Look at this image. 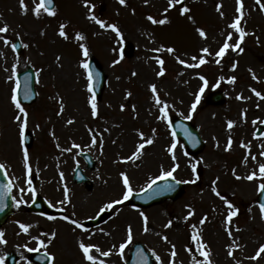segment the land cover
Wrapping results in <instances>:
<instances>
[{"label": "rangeland", "instance_id": "374dc122", "mask_svg": "<svg viewBox=\"0 0 264 264\" xmlns=\"http://www.w3.org/2000/svg\"><path fill=\"white\" fill-rule=\"evenodd\" d=\"M25 2L29 9L34 6L33 0ZM183 2L190 11L182 16L179 11L182 5L164 12L168 0H148V3L126 0L124 5L119 0H89L87 6L84 0H56L55 16L42 13L37 18L31 11L22 13L19 0H0V26L9 25V31L0 36L11 41L18 38L22 47V52L16 54L11 45L6 46L0 40V53H3L0 55V163L5 165L15 201L13 215L0 227L6 241L0 243V257L18 244H26L29 234L20 227L22 223L36 224L39 220L23 206L29 200L32 191L27 190L31 187L34 192L41 190L51 197L52 215L40 218L39 228L28 227L29 231L39 232L46 240L44 249L54 258L51 264H89L79 249L80 242L97 245L104 251L112 249L109 257H100L94 250L93 254L105 264H122L135 240L155 251L163 264L173 259L170 255L172 245L177 252L175 264H193V258L203 264V257L191 239L194 232L208 245L212 264H236L237 260L241 264L264 263V254L257 260L249 259L264 244V219L256 205L259 185L264 183L259 177V165L264 164L261 155L264 133L257 137L253 135L256 126L264 124V99L252 91L255 89L264 96V11L260 10L256 0H242L240 27L247 35L240 47L244 51H233L230 47L223 57H216L215 53L229 32L232 33L230 44L239 39V33L230 28L239 15L236 0ZM218 4L221 5L219 11ZM149 15L156 19L166 18L168 22L153 24L147 19ZM91 16L104 21L106 26L101 28ZM61 23L66 25L68 39L58 34ZM108 24L117 25L121 35L117 36L107 28ZM197 28L205 31L206 38L198 34ZM77 32L85 37L83 41L75 39ZM127 42L134 47V53L123 56L120 49ZM80 43L88 48L87 57L83 56ZM25 44L28 47H23ZM168 47L175 51L168 53ZM204 47L209 49L210 55L201 52ZM93 55L107 75L103 93L96 100L98 115L95 118L91 115L89 98L92 94L88 91L87 71L81 67V62ZM201 55L207 63L200 67L189 68L177 60L179 57L194 64L198 59L193 61L192 57ZM156 57L165 62L163 76H157L161 66ZM114 60L120 62L113 64ZM13 64L16 65L15 72L31 65L36 73L38 97L32 104L22 105L28 113L25 130L33 137L27 147L31 174L24 167L19 122L15 120L18 113L10 100L14 82L7 77L12 75ZM201 76L208 81L206 87ZM233 76L235 82L229 83ZM153 84L160 99L169 105V117L187 116L197 94L201 95L191 119L205 143L198 155H186L182 145L176 143V161H173L167 151L172 144L168 121L157 119L162 105L155 104L150 88ZM201 87H204L202 94ZM218 90L223 91L224 101L219 105L208 104L206 96ZM238 95L243 98L237 99ZM121 105L125 106L123 110ZM69 120L73 122L69 124ZM229 120L234 122L231 129L227 126ZM140 133L153 143L145 146L139 159L126 161L124 158L131 156L136 146L143 142ZM93 136L97 139L96 144L92 143ZM229 137L232 145L226 150ZM242 143L248 147H242ZM80 151L90 153L96 163L95 169L88 172L93 183L88 190L73 183L71 178L74 164L83 163L78 156ZM174 163L179 164L173 174L175 178L189 181L185 183L181 198L144 210L124 201L109 210L110 215L101 226L87 232L63 219L68 216L70 220L80 222L95 217L105 204L121 199L124 191L121 172L129 177L133 192H139L152 178L160 175L162 168L169 170ZM192 164H196L195 174ZM253 172L257 173V178L247 180ZM26 178H30V186ZM213 181H216L220 196L212 191ZM21 198L24 202L17 207ZM225 200L233 205V209L227 207ZM231 210H236L238 215L226 224ZM141 211L148 217L147 232ZM189 211L193 215L185 220ZM205 217L207 219L201 224ZM169 220L172 225L165 228ZM129 225L132 242L125 247L121 257L119 245L127 239ZM165 235L168 242L162 239ZM233 240L239 248L233 245ZM230 247L232 257L228 256ZM18 249L22 248L19 246ZM18 264H24V259Z\"/></svg>", "mask_w": 264, "mask_h": 264}, {"label": "snow or ice", "instance_id": "6c2138e0", "mask_svg": "<svg viewBox=\"0 0 264 264\" xmlns=\"http://www.w3.org/2000/svg\"><path fill=\"white\" fill-rule=\"evenodd\" d=\"M126 2V0H119V3L121 5H124ZM85 5L87 6L89 3V0H84ZM145 3H148V0H145ZM19 4H20V9L22 11V13L27 14L28 11H31L33 13L34 16H36L37 18H39L41 16V14H47L48 16H55L56 15V11H55V6L53 5V0H39V2L37 3L36 0H33V7L31 9H29L28 5L26 4L25 0H19ZM236 12L239 14L235 17L234 21L230 24V28L234 29L235 32L239 33V39L235 42V44H230L229 41L232 40V33L229 32L223 45L219 48V50L215 53L216 57H223L226 53V51L231 47L233 51H236L237 49H239L240 52H243L244 49L242 47H240V44L242 43L244 37L247 35V33L244 31L243 28L240 27V23L241 20L243 19V2L242 0H236ZM256 4L259 5L260 10L264 11V3L261 2V0H256ZM176 5H182L179 8L180 14L183 16L186 13H188L190 11V9L187 7V5L184 4L183 0H168V7L164 9V12L167 13L170 9L174 8ZM221 8V5H217V10L219 11ZM91 11V8L89 9ZM223 16V12L220 13ZM93 20H96V22L100 25L101 28H104L106 25L104 23V21L102 20H98L95 16H91L90 17ZM147 19L153 23V24H165L167 23V19H156L153 16L149 15L147 17ZM189 20L192 19L191 16L188 17ZM107 28H110L112 31L116 32L117 36H120V30L117 27V25L115 24H108ZM66 25L61 23L59 25V36L63 37L64 39H68V33L66 32ZM9 31V25L7 23H5L3 26H0V34H4L7 33ZM196 31L198 32V34L202 37V38H206V33L203 29L201 28H197ZM75 39L78 41H83L85 39V37L80 34L79 32L76 33L75 35ZM0 40H3V43L7 46V45H11L12 50L15 52L16 50V44L13 43L11 40H9L7 37L5 36H0ZM23 47H28L27 44L23 45ZM79 48L82 51V54L84 57H87L89 55V50L88 48L85 46L84 43H80L79 44ZM157 51L162 50L161 49H156ZM175 51L174 48L172 47H168L167 48V52L168 53H173ZM201 52L204 54H209V49L207 47H204L201 49ZM0 55H3V53H0ZM123 57L121 56V59ZM60 57H57V60H59ZM198 59V63H194V64H188L186 63L184 60L180 59L179 57H177V60L180 64L185 65L186 67L192 68V67H200L201 65L207 63V61L205 60L204 56L201 55L199 58L196 56L192 57L193 61H196ZM156 61L157 63L161 66L159 71L157 72V76H163L165 73V68L163 67L164 65V60L160 59L159 57H156ZM119 60H114L113 64H117L119 63ZM216 63L219 64L220 60L217 59ZM81 67H83L85 70H87V79H88V91L90 93H93V95L89 98V103L91 105V115L92 117H96L98 115V109H97V104H96V98H95V94L93 92V88H94V84H93V73L89 70L90 69V65L87 62H81ZM233 69H235L236 65L233 64L232 65ZM15 69H16V65L13 64L12 65V75L8 76L7 79L8 80H13V78L15 77ZM5 71H7V69H5ZM133 75H135V73H133ZM254 79L256 78L255 76L253 77ZM200 79L202 81H204V86L206 87L208 84V81L205 80V78L203 76L200 77ZM221 80L224 79L223 77L220 78ZM236 80V77H230L229 78V83H234ZM18 88H19V82H16V85L12 88L11 90V96H10V100L12 105L15 107V109L17 110V115L15 116V120L17 122H19V136H20V143L21 145L24 144V137H25V129L27 128V124H28V113L26 111V109L22 106L20 100L18 99ZM151 91L155 97V104L157 106H161L159 107V112L160 115L157 117V119L160 120H164V121H168L169 122V126H171V122L169 120V113H168V108L169 105L162 101L159 97V95H157V88L156 85H150ZM252 91L255 93V95L257 97H260L262 99H264V96H262V94L259 91H256L255 89H252ZM204 92V87L200 88V93L202 94ZM31 95V90L26 88L25 89V99H28ZM130 95V93H129ZM243 97H241L240 95L237 96V99H242ZM201 99V95L197 94L196 96V100L195 102L191 105V108L189 109L188 115L185 116L184 118L187 120H191L193 118V113L196 111V107L197 104H199ZM124 105H121V110L124 109ZM61 111H63V104H61ZM183 115V114H181ZM73 121L69 120L68 123L71 124ZM253 123L255 124L256 121H253ZM234 125V122L229 120L227 122V126L229 129H231ZM38 127V125H37ZM185 133L186 135L189 137V139L192 141L193 144L198 143V140L195 136H192L191 133H189L187 131V129H185ZM140 137L141 140H143L142 143H139L136 146L135 151L133 152V154L127 158H124L126 161L127 160H135V159H139L140 156L143 154V150L145 149L146 145H151L153 143L152 139H145L144 138V134L140 133ZM92 143L96 144L97 143V139L95 136L92 137ZM101 145H102V140H101ZM232 145V138L229 137L228 139V145L226 150H228V148H230ZM74 147H79V145H74ZM242 147L247 148L248 145H244L242 143ZM175 148H176V142L174 140V142L171 144V146L167 149V151L169 152V154H171L173 161H176V156H175ZM68 151H70V149H67ZM261 155L264 156V152H261ZM252 159H255V157L253 156ZM245 161H247V156L245 157ZM23 163H24V167L27 170V172L29 174H31V167L29 165V152L28 150L25 148L23 149ZM5 167L4 164L0 163V169H3ZM179 167V164L174 163L173 167L169 170H164L163 168L161 169V173L159 176L152 178L150 180V182L147 184V188L146 189H142V191H147V192H151V190L153 189V186L156 184L157 180H165L167 181L169 178H171L173 181H175L176 184L179 183H189V181H179L176 180L175 176L173 175L175 173V171L177 170V168ZM192 171L195 174L196 172V164H192ZM120 176L122 178V182H123V187H124V191H123V195L121 199L118 200H114L111 201L107 204H105L100 211L104 212L106 210H110L113 209L115 205L118 204H122L124 201H127L132 195H133V189L131 187L130 184V180L129 177L124 173L121 172ZM259 177L264 179V164H260L259 165ZM61 178H63V174L61 173ZM240 177H237V179H239ZM257 178V173L253 172L251 174H249L246 179L249 181H252L254 179ZM194 182V181H193ZM27 183L29 184V186L31 185V180L29 179L27 181ZM213 187H212V191L217 195L220 196V193L217 191V188L215 187L216 181H213ZM4 191L3 194H0V201H2L3 196L7 195V193H9L12 190V184L11 182H9L8 184L3 186ZM174 189V185L173 184H169L166 183L163 186V191H172ZM259 190L264 191V183H261L259 185ZM21 192H24V189L21 188L20 189ZM29 191L34 193V189H32L31 187H29ZM68 193L67 190H65V199H67ZM23 198H21V200L17 201V207H19V205L21 203H23ZM225 203L227 204V207L229 209H233V205L228 202L227 200H225ZM3 210V204L0 203V211ZM260 210H261V218L264 219V203L260 204ZM193 212L189 211L188 216L185 217V220L188 219V217L192 216ZM238 213L236 210H231L228 212L227 217H226V224H230L232 222L233 217L237 216ZM140 216L142 217L143 221H144V231L147 232L148 231V217L145 215L144 212H140ZM49 219H55V217H49ZM64 220L69 221L72 225H75L76 228H81L82 225L75 219H71L68 216H64L63 217ZM207 219V217L203 218L200 223L203 224L205 222V220ZM172 225V221L169 220L167 224L164 225L165 228L171 227ZM20 227L27 232L28 231V227L21 224ZM195 227V226H193ZM239 231V229H237ZM229 236L232 235L231 231H229ZM53 236H55V233H52ZM4 233L0 232V243H6V241L4 240ZM162 239H164L166 242H168V237L165 235L162 237ZM191 239L196 243V251L199 253L200 256L203 257V264H212V261L210 259V249L208 247L207 244H205L202 240V237L200 234L194 232ZM132 242V227L131 225L128 226L127 229V239L121 243L119 245V254L121 255V257L123 256V252L125 247L130 244ZM41 245L43 246L44 242L41 241L40 242ZM233 245L237 248L240 247V245L236 244L235 240H233ZM113 248H115V245H113ZM79 249L81 250L83 257L86 261L89 262V264H105V261L103 259H99L96 255L93 254V250L95 251V253H98L100 257H109L112 255V249H109L107 251L101 250V248L97 245H93V244H85L84 242H80L79 243ZM33 249H29V251H32ZM139 251V250H138ZM191 251V250H189ZM264 254V244H261L260 247L257 249V251L255 252V255L249 257V259L251 260H257L261 257V255ZM152 255L155 257L156 261L159 262V264H163V262L161 261V257L159 255L156 254L155 251L152 252ZM171 257L173 259H170L168 261V264H175V260L174 258L177 256V252H176V248L175 245H172V249H171ZM228 256L232 257L233 256V251L232 248H229L228 251ZM2 257H0V261H2ZM49 259H54L53 257H49ZM141 264H147V257H144L141 254ZM193 264H201V261L196 260L195 258H193ZM236 264H241V262L239 260L236 261Z\"/></svg>", "mask_w": 264, "mask_h": 264}, {"label": "water", "instance_id": "95a60500", "mask_svg": "<svg viewBox=\"0 0 264 264\" xmlns=\"http://www.w3.org/2000/svg\"><path fill=\"white\" fill-rule=\"evenodd\" d=\"M131 52H132V47L130 45H127L124 48V53L126 55H129ZM89 65H90L89 70L93 73L94 89L95 92L97 93V97H99L105 83V74L96 59L92 58L89 61ZM19 77H20V87L18 89V97L21 101L30 102L34 99L35 96L32 77L28 74V72L21 73ZM26 88L31 90V95L28 99H25ZM210 96L212 99L209 98L210 99L209 102L220 103L222 101L221 93H213ZM174 129L176 130L175 132L177 133V137L182 139L185 142V144L191 149V151L196 152L203 147V143L198 137L196 128L194 126L190 125L189 123H183V126L176 124L174 126ZM185 129H187V131L191 133L192 136H195L197 138L198 143L195 144L192 143V141L186 135ZM28 141L29 140H27V142ZM0 180H2L1 175H0ZM166 183L173 184L174 189L172 191H163L162 190L163 186ZM182 187L183 186L181 183L176 184L175 181H173L171 178H169L167 181L160 180L156 182L151 192L142 191L139 194H133L129 201L131 204L140 205V206H149L151 204L158 203L168 197L175 198L178 194L182 192L183 190ZM258 200H259V205L261 203H264V191H260V197ZM0 203L3 204V210L0 211V224H1L11 213V201L8 196V193L6 197H3ZM141 254L144 257H147V264H151V255L145 252L140 244L134 246L127 264H141Z\"/></svg>", "mask_w": 264, "mask_h": 264}, {"label": "flooded vegetation", "instance_id": "af4514ba", "mask_svg": "<svg viewBox=\"0 0 264 264\" xmlns=\"http://www.w3.org/2000/svg\"><path fill=\"white\" fill-rule=\"evenodd\" d=\"M39 220L36 221V224H28L27 222H24L23 225L27 226L30 228V226H34L36 228H39ZM42 230L45 231V228L42 227ZM27 234H29V237L26 239V244L22 245H17V247L14 249L15 251H17L18 253H21V250L18 249V247L20 246L22 249L23 247L25 248L26 251H23V253L28 252V254H30L32 251H42V245H41V241H43L42 235L38 232V234L36 233H32L31 231H27ZM18 242V241H17ZM44 245V244H43ZM29 249H33L32 251H29ZM27 256V255H26Z\"/></svg>", "mask_w": 264, "mask_h": 264}]
</instances>
